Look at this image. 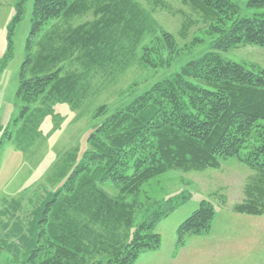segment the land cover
Segmentation results:
<instances>
[{"label": "rangeland", "instance_id": "obj_1", "mask_svg": "<svg viewBox=\"0 0 264 264\" xmlns=\"http://www.w3.org/2000/svg\"><path fill=\"white\" fill-rule=\"evenodd\" d=\"M231 1L239 10L224 22L227 26L237 16L264 15L263 8L248 6L250 0ZM34 2L0 0V264H27L44 236L38 221L46 203L78 164L86 166L90 134L155 84L214 51L216 29L225 27L191 0H69L77 6L75 12L48 21L30 36ZM219 53L264 71V46L240 44ZM26 58L25 77L31 84L55 76L32 91L37 97L30 111L42 112L36 126L35 116L25 124L17 120ZM260 126L264 133V122ZM79 176L68 182L66 194ZM263 186L264 171L228 157L217 168L169 170L133 195H122L112 182L103 188L109 197L135 205L133 225L116 230L125 241L141 223L150 222L155 210L175 206L154 229L161 237L159 248L141 252L135 264H264V214L234 210L253 198L264 203L258 190ZM204 199L215 207L210 231L188 236L179 245V225ZM55 207L47 212L45 227L74 218L85 228L89 249L98 246L103 227L88 219L94 208L80 205L63 212Z\"/></svg>", "mask_w": 264, "mask_h": 264}, {"label": "trees", "instance_id": "obj_2", "mask_svg": "<svg viewBox=\"0 0 264 264\" xmlns=\"http://www.w3.org/2000/svg\"><path fill=\"white\" fill-rule=\"evenodd\" d=\"M191 1L225 25L223 30L216 29L219 38L214 42V51L188 62L168 81L155 84L90 134L92 150L87 151V159L82 158L86 166L78 168V164L46 203L38 221V229L43 228L44 236L39 235L38 240L40 236L43 239L31 251L27 264H135L141 252L159 248L161 237L154 229L175 206L169 204L155 210L149 223L136 227L129 241L122 240L116 230L133 225L135 205L125 198L109 197L103 188L107 182L120 187L122 195H133L144 183L169 170L217 168L220 159L228 157L264 171V133L260 126L264 122V71L226 60L219 53L240 44L264 46V15L237 16L227 26L224 22L230 14L231 17L238 14L236 3L231 0ZM248 6L264 9V0H250ZM76 10L77 6L69 0H35L30 36L48 21ZM28 60H24L21 69L17 96L23 105L17 120L22 119L25 124L35 116L36 126L42 112L30 111L37 97L32 91L51 83L55 76H44L31 84L24 71ZM249 142L255 144L245 149ZM243 149L248 150L247 154L242 155ZM78 175V182L72 184L66 194L64 189L68 182ZM258 190L264 196V189L259 187ZM255 200L238 205L234 210L264 214V203ZM54 205L59 211L80 205L94 208L88 219L103 227L97 234L98 246L89 249L84 242L85 228H79L74 218L59 224L49 222L45 227L47 212ZM214 217V205L202 200L179 225V245H184L188 236L208 233ZM110 229L109 234L105 233ZM88 235L91 236L90 230Z\"/></svg>", "mask_w": 264, "mask_h": 264}]
</instances>
